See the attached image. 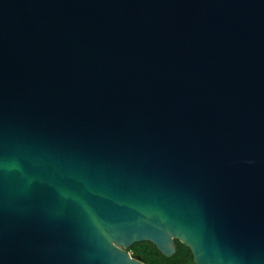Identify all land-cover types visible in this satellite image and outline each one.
<instances>
[{
	"label": "water",
	"instance_id": "95a60500",
	"mask_svg": "<svg viewBox=\"0 0 264 264\" xmlns=\"http://www.w3.org/2000/svg\"><path fill=\"white\" fill-rule=\"evenodd\" d=\"M176 241L264 264V0H0V264Z\"/></svg>",
	"mask_w": 264,
	"mask_h": 264
},
{
	"label": "trees",
	"instance_id": "16d2710c",
	"mask_svg": "<svg viewBox=\"0 0 264 264\" xmlns=\"http://www.w3.org/2000/svg\"><path fill=\"white\" fill-rule=\"evenodd\" d=\"M176 245L177 252L171 258L163 255L150 242L135 244L128 251L134 258L142 260L145 264H195L191 250L179 241H176Z\"/></svg>",
	"mask_w": 264,
	"mask_h": 264
},
{
	"label": "snow or ice",
	"instance_id": "6c2138e0",
	"mask_svg": "<svg viewBox=\"0 0 264 264\" xmlns=\"http://www.w3.org/2000/svg\"><path fill=\"white\" fill-rule=\"evenodd\" d=\"M146 238H148V237H146Z\"/></svg>",
	"mask_w": 264,
	"mask_h": 264
}]
</instances>
